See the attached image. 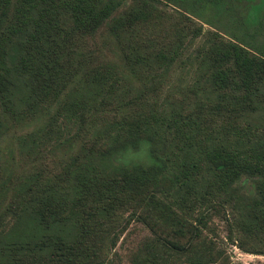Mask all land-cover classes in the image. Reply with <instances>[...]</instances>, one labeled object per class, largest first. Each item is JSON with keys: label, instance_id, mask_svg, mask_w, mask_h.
<instances>
[{"label": "trees", "instance_id": "16d2710c", "mask_svg": "<svg viewBox=\"0 0 264 264\" xmlns=\"http://www.w3.org/2000/svg\"><path fill=\"white\" fill-rule=\"evenodd\" d=\"M125 1L0 0V264H123L131 224L124 264L264 254V0H211L233 22L193 52L200 24L147 35L155 4L210 0Z\"/></svg>", "mask_w": 264, "mask_h": 264}, {"label": "rangeland", "instance_id": "374dc122", "mask_svg": "<svg viewBox=\"0 0 264 264\" xmlns=\"http://www.w3.org/2000/svg\"><path fill=\"white\" fill-rule=\"evenodd\" d=\"M183 7L187 8L188 6L193 8H198L195 0H181ZM130 0H126L123 4H121L115 13H118L122 10L126 4H129ZM158 9H165L169 14H172L170 18H165L163 20L159 19L160 24H157V20L151 19L149 23H154V27L162 31L160 33L156 32H148L147 35H157L161 38L168 39L172 34V27H176L179 29V32L183 34V32H187L190 29V26L200 24L199 34L194 38L192 44L187 46L184 51L193 52L195 47L202 43L207 36H211V32L224 31L225 28L229 29L231 26V19L233 18L230 12L228 16L222 15L221 12L216 13L215 9L212 7L211 0L207 2V7L209 8L210 13H203L205 18H208V23L203 22L202 20L195 18L193 16H189L191 21L184 16H177L174 12L171 11L170 7H166L162 2H158L155 4ZM247 15L252 17L254 15L253 7L250 6L247 9ZM185 26L186 29L182 30V27ZM219 31V32H220ZM218 32V33H219ZM225 32V31H224ZM221 33V32H220ZM116 38L108 35L106 33L105 27L99 28L91 38H88L89 49L94 52L95 57L102 61L108 62H119L118 52L119 46L121 44L115 40ZM185 52V53H186ZM25 151V149H24ZM144 230L138 224H131L124 232L121 233L120 237L117 240V244L115 246V250L119 254L120 261L124 264L127 259V255L129 250L131 249V245L134 241L140 236ZM226 252L228 255V259L232 263L236 264H264V254H254L240 250L234 244L227 243L226 244Z\"/></svg>", "mask_w": 264, "mask_h": 264}]
</instances>
